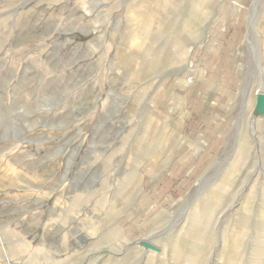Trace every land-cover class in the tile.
Returning <instances> with one entry per match:
<instances>
[{"label": "rangeland", "instance_id": "374dc122", "mask_svg": "<svg viewBox=\"0 0 264 264\" xmlns=\"http://www.w3.org/2000/svg\"><path fill=\"white\" fill-rule=\"evenodd\" d=\"M260 97L264 0H0V264H264Z\"/></svg>", "mask_w": 264, "mask_h": 264}, {"label": "bare ground", "instance_id": "6f19581e", "mask_svg": "<svg viewBox=\"0 0 264 264\" xmlns=\"http://www.w3.org/2000/svg\"><path fill=\"white\" fill-rule=\"evenodd\" d=\"M190 23H186V22H183V26H182V29L188 34V35H190V30H189V25ZM256 109L257 110H259V111H261V112H264V98L263 97H260L259 98V102H258V104H257V107H256ZM256 112V111H255ZM222 192V191H221ZM218 198H220V197H218ZM261 217H260V219L261 220H264V209H262L261 211ZM259 218V217H258ZM246 223V221L245 220H243V224H245ZM199 225H201V226H205V224H203V223H200ZM256 225H257V227L258 228H263L264 227V223H256ZM200 230H202L201 228H199ZM202 235V231H199V230H196L195 231V233H194V235H193V237H192V241L191 240H187L186 241V243H185V245L186 246H190V248H191V245H193V242H194V240H197L198 239V237L199 236H201ZM259 246V245H258ZM193 250V249H192Z\"/></svg>", "mask_w": 264, "mask_h": 264}, {"label": "crops", "instance_id": "0c3cea01", "mask_svg": "<svg viewBox=\"0 0 264 264\" xmlns=\"http://www.w3.org/2000/svg\"><path fill=\"white\" fill-rule=\"evenodd\" d=\"M15 1L19 2L20 4H24L26 2H31L33 0H15ZM202 42L204 43L199 46L200 48H203V46L208 42V35H205V37L202 39ZM212 53H215V52H212ZM207 75H208V72H205L203 78H206ZM196 81L194 80L192 83H190L189 86H192L194 83H196Z\"/></svg>", "mask_w": 264, "mask_h": 264}]
</instances>
